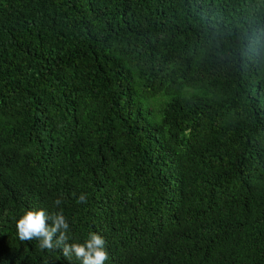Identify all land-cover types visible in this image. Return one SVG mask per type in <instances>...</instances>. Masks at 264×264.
Wrapping results in <instances>:
<instances>
[{
  "label": "trees",
  "instance_id": "trees-1",
  "mask_svg": "<svg viewBox=\"0 0 264 264\" xmlns=\"http://www.w3.org/2000/svg\"><path fill=\"white\" fill-rule=\"evenodd\" d=\"M41 209L105 264H264V0H0V264H82Z\"/></svg>",
  "mask_w": 264,
  "mask_h": 264
},
{
  "label": "clouds",
  "instance_id": "clouds-1",
  "mask_svg": "<svg viewBox=\"0 0 264 264\" xmlns=\"http://www.w3.org/2000/svg\"><path fill=\"white\" fill-rule=\"evenodd\" d=\"M78 203H86V195L81 194ZM55 203L59 205L60 200ZM52 224L49 225L48 221ZM17 233L21 241H39L41 249L53 250L62 247L63 255L71 258L74 254L82 264H105L108 253L105 250V240L99 234L90 233L84 243H67L69 224L63 212L49 215L45 210H27L16 222ZM58 234V235H57ZM54 237L55 243H54Z\"/></svg>",
  "mask_w": 264,
  "mask_h": 264
}]
</instances>
